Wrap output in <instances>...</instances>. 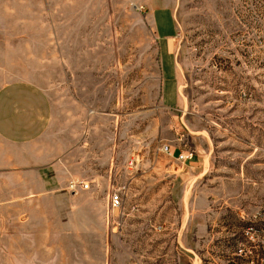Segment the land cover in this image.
Listing matches in <instances>:
<instances>
[{"label": "rangeland", "instance_id": "374dc122", "mask_svg": "<svg viewBox=\"0 0 264 264\" xmlns=\"http://www.w3.org/2000/svg\"><path fill=\"white\" fill-rule=\"evenodd\" d=\"M0 110V264H264V0H0Z\"/></svg>", "mask_w": 264, "mask_h": 264}, {"label": "built area", "instance_id": "2783aa9c", "mask_svg": "<svg viewBox=\"0 0 264 264\" xmlns=\"http://www.w3.org/2000/svg\"><path fill=\"white\" fill-rule=\"evenodd\" d=\"M159 149L163 152L173 155L172 150L169 148L167 142H160ZM174 157L180 160H190L193 157V151L187 148H178L177 152L174 154ZM88 182L82 180H71L69 182L70 187L78 186L80 188L87 187ZM121 192L119 187H114L112 184H109L107 191V206H106V214L109 209L117 208L121 204Z\"/></svg>", "mask_w": 264, "mask_h": 264}, {"label": "crops", "instance_id": "0c3cea01", "mask_svg": "<svg viewBox=\"0 0 264 264\" xmlns=\"http://www.w3.org/2000/svg\"><path fill=\"white\" fill-rule=\"evenodd\" d=\"M154 22H155V20H154ZM155 28H156V30H157V33L159 34V36H160V38H162V39H165L172 31H170V30H164V31H162V30H160L159 29V26L157 25V23L155 22ZM164 55H167V50L165 49L164 50ZM161 59L163 60V56L161 57ZM13 113H16V108L15 109H13V111H12ZM12 113V114H13ZM0 115H1V110H0ZM32 124V129H34V127L35 126H37V124H38V122H36V123H34V122H32L31 123ZM37 129V128H36ZM2 130L0 129V132H1ZM1 136V135H0ZM2 137V136H1ZM34 138V136H32V139ZM2 141H4V140H1V142ZM6 146L7 147H9V149H14V150H17L18 149V144H17V142H12V141H9V140H6ZM172 150H173V152H177V150H178V147L176 146L175 148H172ZM1 153H3V150L1 151ZM28 153L29 154H32V152L29 150L28 151ZM27 172L28 171H30L31 173H32V175H34L35 174V176H36V179H35V181L36 182H38L39 183V179H38V177H39V172H40V167H33V164H31V166L30 167H26V169H25ZM52 173H55L54 172V170H52ZM75 179H77V178H75ZM94 179L95 180H99V178H96V177H94ZM81 180H84V179H81ZM91 181H93V180H90V182L89 183H91ZM101 185V184H100ZM105 185V180L103 181V185H101V186H104ZM84 188H87L86 190H84L83 191V194L85 195V196H87V198H88V200H89V202L90 201H93V199H94V197H93V191L94 190H91V188H88V185H87V187H84ZM84 188H81V189H84ZM103 193V192H102ZM106 197H107V191H106ZM102 214H103V210L102 209H98L97 210V212H96V217L98 218V220L100 221V223H101V219L103 218L102 217Z\"/></svg>", "mask_w": 264, "mask_h": 264}]
</instances>
